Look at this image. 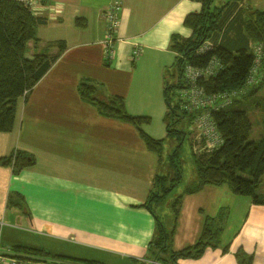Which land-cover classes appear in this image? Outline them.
<instances>
[{
  "label": "crops",
  "instance_id": "1",
  "mask_svg": "<svg viewBox=\"0 0 264 264\" xmlns=\"http://www.w3.org/2000/svg\"><path fill=\"white\" fill-rule=\"evenodd\" d=\"M116 2L121 6L119 24L113 54L106 58L104 12ZM240 6L264 10V0H242ZM200 10L193 0H33L31 12L44 23L35 26L38 42L28 47L27 56L54 55L58 43L64 50L17 100L13 129L0 133V160L17 152L33 159L17 174L0 162V234L6 222L18 220L49 242L32 247L13 234L20 242L4 247L41 250L51 256L45 258L49 264H62L59 258L150 264L155 215L166 224L172 201L182 195L170 250L196 244L206 220L219 219L221 235L219 244L207 247L199 258H181L176 264H264V204L234 194L228 184H208L191 194L184 193L186 187L168 198L182 181L179 169L174 178L179 181L169 193L150 202L155 180L173 178L161 171L163 148L161 154L150 151L134 126L102 116L78 92L79 84L89 81L99 87L100 98L122 97L126 112L149 117L145 132L164 144L171 137L164 119L165 90L170 78L177 81L179 54L173 45L191 36L184 19ZM250 47L264 54L262 45ZM196 138L192 134V154L205 151ZM13 193L23 197L24 210L8 206ZM234 212L238 218H231ZM28 262L38 264L36 259Z\"/></svg>",
  "mask_w": 264,
  "mask_h": 264
},
{
  "label": "trees",
  "instance_id": "2",
  "mask_svg": "<svg viewBox=\"0 0 264 264\" xmlns=\"http://www.w3.org/2000/svg\"><path fill=\"white\" fill-rule=\"evenodd\" d=\"M193 1L201 4V10L187 15L184 19V25L191 29V36L173 45L179 58L177 83L167 86L165 90L167 113L164 119L168 136L180 134L173 128L180 118L189 115L191 122L195 118V113L180 108V99L177 104H172L170 99V94L175 89L187 87L183 77L185 66L205 68L213 59H217L222 67L220 71L214 77L198 78L196 85L206 94L237 91L245 86L254 64L250 44H260L264 47V10L243 8L240 6L242 0H228L219 7L214 6L215 0ZM43 23V19L33 16L30 6L25 2L0 0V133H7L13 129L17 100L34 87L64 50V46L58 43V52L54 55L42 52L27 56L28 47L38 42L35 26ZM233 33L235 36H232ZM206 41H211L212 46L198 52ZM258 71L262 76L259 84L250 87L246 95L235 100L231 106L212 112L211 117L223 138V143L210 152L192 154L196 182L184 193H195L208 184L215 186L228 184L234 194L249 196L254 204H264V199L256 194V189L264 176V115L259 139H250L253 127L250 114L257 109L264 112V96H257L260 88L264 87V58ZM98 88L96 84L83 81L78 86V92L81 99L94 105L102 116L134 126L147 148L161 154L162 140L153 139L144 130L150 123V118L128 114L124 99L120 96L100 98ZM0 162L11 165L12 172L17 174L30 166L33 159L26 153L17 152L2 158ZM175 168L178 173V167ZM178 177L168 180V185H165L166 178L158 177L155 180L156 191L151 192L150 202H157L169 193L171 187L179 181ZM181 197L182 195L176 197L170 205L173 215L170 224H164L155 215L157 238L149 244L151 261L154 264H176L181 258L197 259L207 247H215L220 242V220H206L202 235L196 244L177 252L170 250L169 244L179 214ZM8 206L24 210L23 197L18 193L9 195ZM150 207L147 204V208ZM10 248L16 253V257L23 261H32L33 256L39 255L51 257L41 250L27 246ZM155 248L158 252L153 254ZM166 251L168 256H162ZM237 256L239 257L240 253ZM59 259L63 260L62 264H99L94 261ZM241 263L250 264L248 260Z\"/></svg>",
  "mask_w": 264,
  "mask_h": 264
},
{
  "label": "built area",
  "instance_id": "3",
  "mask_svg": "<svg viewBox=\"0 0 264 264\" xmlns=\"http://www.w3.org/2000/svg\"><path fill=\"white\" fill-rule=\"evenodd\" d=\"M30 6L33 0H21ZM121 6L119 3H114L104 12L107 21V38L105 40V55L110 58L113 54L114 35L119 24V13ZM212 46L211 43L205 42L198 52H203ZM254 64L246 79L245 86L237 91L206 94L203 89L196 85L198 78L214 77L222 68L217 59H213L205 68H194L185 66L183 71L184 80L187 82V87L183 88L178 93L180 99V108L184 111L195 113V118L192 121V129L196 134V139L204 142V150L210 152L223 143V138L219 133L215 122L213 121L212 112L222 110L231 106L235 100L242 98L248 92V89L262 79L259 66L264 54L257 47L253 49ZM3 225L0 222V228ZM16 253L10 247H0V264H31L28 261H23L16 257ZM38 264H47L44 259H37ZM40 260V261H39ZM49 264V263H48ZM150 264L154 262L150 261Z\"/></svg>",
  "mask_w": 264,
  "mask_h": 264
},
{
  "label": "rangeland",
  "instance_id": "4",
  "mask_svg": "<svg viewBox=\"0 0 264 264\" xmlns=\"http://www.w3.org/2000/svg\"><path fill=\"white\" fill-rule=\"evenodd\" d=\"M225 0H216L214 2L215 5L217 4H222ZM177 83L176 80L174 79H169L168 84L173 85ZM175 89L174 91H176ZM257 96H264V87L260 88V90L257 92ZM170 99L172 104H177L178 103V92H173V94H170ZM178 112V111H177ZM262 115H264V112H262L261 109L253 110L252 113L250 114V119L251 122L253 123V127L250 133V139L252 140H258L260 137V134L262 133ZM190 116H185L183 118H180L173 128L177 130L180 134L174 133V136H171L169 140L167 139L165 143L163 144V152L161 154V164L160 168L161 171H164L166 173H169V176H172L175 178V173L176 172V167H178L180 174L182 175V181L179 183V185L175 188V192L171 193V195L168 198H171L175 193H179L181 190L185 189L186 187H189L193 183L196 182V172H195V167L193 163V156L191 153V138L193 132L192 129V122L190 121ZM192 132V134H190ZM197 141V140H196ZM201 141V140H200ZM175 153V155H174ZM174 163V164H173ZM165 183V185H168ZM256 194L262 199H264V176L261 178V183L259 184L258 188L256 189ZM168 198L166 199L165 203L168 201ZM234 216L231 218H238L239 213L237 215L235 212L233 213ZM232 214V215H233ZM173 215L169 217L166 221V218H162L164 221H166V224H170L171 219ZM20 219V218H19ZM23 219V218H22ZM24 222H20L18 220L15 221L14 224L10 222H6L5 227H3L2 232L0 234V243L1 245H9L15 241L20 242L18 239L21 238L23 239V244L25 243H31L29 246L32 247H37L34 245L35 243L39 242H44L42 245L46 247V244L49 241H46L45 237H40V236H35L32 234L28 228L26 229L23 225ZM164 223V222H163ZM165 224V223H164ZM13 234H16L18 237L13 238L11 237ZM46 243V244H45ZM26 245V244H25ZM158 250L155 248L153 250V254L157 253ZM162 256H168L167 252H163ZM33 259H45L44 256H33ZM58 262L62 263L63 260H58ZM142 261L140 260L137 262V264H143L141 263Z\"/></svg>",
  "mask_w": 264,
  "mask_h": 264
}]
</instances>
